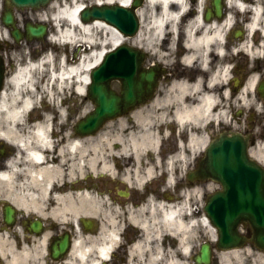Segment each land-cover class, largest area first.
Segmentation results:
<instances>
[{"label": "flooded vegetation", "instance_id": "flooded-vegetation-1", "mask_svg": "<svg viewBox=\"0 0 264 264\" xmlns=\"http://www.w3.org/2000/svg\"><path fill=\"white\" fill-rule=\"evenodd\" d=\"M240 1L187 0L143 38L138 105L89 134L76 97L58 113L37 92L9 132L0 113V264H264L254 242L218 246L194 173L219 132L247 136L264 164V0ZM23 52L0 36V101Z\"/></svg>", "mask_w": 264, "mask_h": 264}, {"label": "water", "instance_id": "water-1", "mask_svg": "<svg viewBox=\"0 0 264 264\" xmlns=\"http://www.w3.org/2000/svg\"><path fill=\"white\" fill-rule=\"evenodd\" d=\"M48 0H5V11L2 22L9 27L16 40L21 32L15 25L12 8H33L43 6ZM139 0H134L131 7L118 4L93 5L81 12V17H101L115 25L124 34H132L137 29V16L134 6ZM46 25H33L27 22V36L42 37ZM137 51L122 44L108 51L103 60L90 73L89 96L96 102V109L78 123V129L91 131L104 120L124 112L138 98V89L134 82L136 75ZM118 78L124 85L122 94L117 95L110 87V81ZM200 171L221 185L210 194L205 209L212 223L219 229L220 240L225 242L234 232L239 222H248L254 232V241L264 246V168L251 159L247 153V142L244 137L235 134H219L210 141Z\"/></svg>", "mask_w": 264, "mask_h": 264}, {"label": "bare ground", "instance_id": "bare-ground-1", "mask_svg": "<svg viewBox=\"0 0 264 264\" xmlns=\"http://www.w3.org/2000/svg\"><path fill=\"white\" fill-rule=\"evenodd\" d=\"M86 1L88 0H52L47 6L48 11L38 15V20H48L53 28H58V36L54 38L57 40L55 44L57 52L45 53L43 55L45 58L38 63H34L35 61L24 63L12 77L11 91L4 93L0 101V113L3 115V122L7 124L8 132L26 119V110L36 97L34 83L37 72L47 70L50 80L56 83L57 89L51 93L52 97L54 96L52 104L55 105L58 113H62L60 104L55 100L60 92L70 87L74 93L84 94L85 85L88 83V70L98 63L105 51L127 41L137 45L138 40L142 39L140 31L133 36H125L115 26L104 20L81 19L79 9L88 6L85 4ZM186 1L146 0L139 9L141 19L145 21L144 39L152 40L151 34L163 33L167 25L173 27L181 16V12L185 11ZM91 2L92 4L128 5L130 0H91ZM237 4L240 8H245L241 2ZM63 50L65 54L62 53ZM55 57H60V61H55ZM206 98L208 102L211 101L210 96ZM45 129V125L36 127L38 134L42 136L45 135ZM170 214L171 212H168V215ZM101 252L104 253V250Z\"/></svg>", "mask_w": 264, "mask_h": 264}, {"label": "rangeland", "instance_id": "rangeland-1", "mask_svg": "<svg viewBox=\"0 0 264 264\" xmlns=\"http://www.w3.org/2000/svg\"><path fill=\"white\" fill-rule=\"evenodd\" d=\"M87 2H91V0H88V1H86V3ZM50 4V3H49ZM48 4V5H49ZM0 5H1V0H0ZM48 5H46V6H44V7H40V8H37V9H30V8H25V9H23L22 10V12H17V17H18V21H19V23H21V21H20V19H21V17H23V18H25V17H28V18H30L32 21H38V20H36V19H38L37 17H38V15L40 14V13H45V12H47L48 11V9H47V6ZM39 22H45V23H47V25H48V28H49V31H52L53 29H52V27H51V24L48 22V20H39ZM50 36V35H49ZM38 45L40 48L39 49H45L44 47L46 46V48H48L49 47V45H50V40H49V38H47L46 40H44L42 43H37V42H31L30 44H28V43H24L23 45H22V50H24L25 51V55H27V53L30 55V53H31V51H32V45ZM109 46H107V48H108ZM33 48H35V47H33ZM54 48H55V46H54ZM29 51V52H28ZM70 54H71V52H69ZM64 92L65 91H62V92H60L58 95L59 96H62L63 94H64ZM66 93L70 96L71 94H72V92H71V89L69 88V89H67V91H66ZM61 98V97H60ZM81 99H82V106H81V113H84L85 111H87L89 108H90V102L88 101V99H85L83 96L81 97ZM52 101L50 102V105H51V107H52ZM213 186L212 185H210V188H212Z\"/></svg>", "mask_w": 264, "mask_h": 264}]
</instances>
